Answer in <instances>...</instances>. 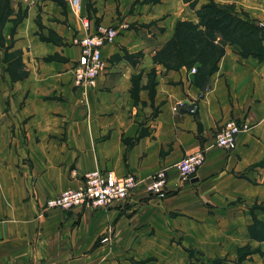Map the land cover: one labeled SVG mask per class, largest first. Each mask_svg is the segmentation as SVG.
<instances>
[{
	"label": "crops",
	"instance_id": "obj_1",
	"mask_svg": "<svg viewBox=\"0 0 264 264\" xmlns=\"http://www.w3.org/2000/svg\"><path fill=\"white\" fill-rule=\"evenodd\" d=\"M210 2L253 26L258 48L245 54L228 42L216 71L199 83L190 69L155 63L177 23L197 25L196 11ZM35 8L11 43L10 51L21 52L23 79L7 75L0 52V264L234 262L251 245V206L264 200V0H196L194 7L95 0L99 22L90 19L88 32L102 26L117 35L102 48L104 70L84 97L72 75L80 49L71 40L86 33L81 19L70 37L62 15L50 20L57 8L43 6L42 25L61 40L54 44L38 35ZM229 120L249 126L232 152L212 146ZM202 147L204 164L181 183L175 164ZM94 169L133 174L139 184L106 208L45 210ZM159 170L168 172L164 199L145 191ZM254 215L264 220V211Z\"/></svg>",
	"mask_w": 264,
	"mask_h": 264
},
{
	"label": "built area",
	"instance_id": "obj_2",
	"mask_svg": "<svg viewBox=\"0 0 264 264\" xmlns=\"http://www.w3.org/2000/svg\"><path fill=\"white\" fill-rule=\"evenodd\" d=\"M81 0H71L70 5L79 12ZM82 27L86 32L81 37L73 40L80 49V57L72 71L75 88L80 90L84 97L87 90L96 86L97 78L104 70V62L101 57L102 48L114 41L117 32L114 28L99 26L94 33H89L91 21L82 18ZM249 129L244 122L229 120L217 128L213 135L212 146L223 151H232L236 147L237 136ZM207 148L187 155L177 162L174 169L181 183L189 182L196 171L205 161ZM168 173L159 170L153 173L145 183V191L150 197L164 199L167 196ZM139 181L133 174L117 177L111 172L94 169L83 175L81 185L76 190H68L60 193L45 202V210L60 209L69 211L77 208L100 209L106 208L113 202L124 201L129 198ZM0 222L2 219L0 218Z\"/></svg>",
	"mask_w": 264,
	"mask_h": 264
},
{
	"label": "rangeland",
	"instance_id": "obj_3",
	"mask_svg": "<svg viewBox=\"0 0 264 264\" xmlns=\"http://www.w3.org/2000/svg\"><path fill=\"white\" fill-rule=\"evenodd\" d=\"M70 1L71 0H0V52L4 50L3 51L4 52L3 61L6 65L5 72L10 78L12 76H14L15 78L17 77L23 78L24 75L26 74V71L24 70L25 66L21 58V52L20 51H10V49H11L12 38L14 36L17 25L20 24L22 20L28 17V13H29L28 7H36L35 8L37 11L36 23H37V27L39 31L38 35H40V38L43 41H50L54 44H59L61 40L58 38V36L55 34L54 31H50V30L46 31L45 26L42 25L41 23L42 17L39 14V12L41 11L43 6L49 5L54 8H57L56 10L57 12L55 15L52 13H49V14H52L50 20L54 23H59L60 16L62 15L64 18L63 19L64 25H68V27L74 31L70 33L71 34L70 37H72L74 33L77 32L74 30L72 24L76 22L80 30V27H81L80 19H82L83 16L86 15L85 16L86 18H88L89 20L90 19L94 20L95 23L99 22V19L96 16L97 11L95 8V0H81L80 1L81 10L79 12H75V10L70 5ZM145 1H149V3H154V4L162 3V0H145ZM184 1L187 2L188 0H184ZM188 3L191 7H194L196 0H189ZM200 9L201 7L196 11L197 22H199V10ZM184 22H187V21H184ZM187 28L186 26L181 27L179 29V34L175 37L174 41H172L174 38L173 37L174 34H173L172 38L169 41L163 43L160 46V48H158L155 51L153 55V60L158 57V60L165 61L166 67H174L177 65H181L182 66L181 68L190 69L195 74L196 80L199 83L205 76L204 74L208 73V71L212 68V66L215 65V62L222 51L223 41L225 38L228 37V33L227 31H219L215 34H211L210 36L202 38V43L206 47L207 58H209V60L208 61L207 59L205 61L199 60L200 62H203V64H201L199 62L198 63L193 62L194 58L189 57L188 55H184L180 59L177 60L173 57V55L169 54L168 47L172 43L176 44L179 39V35L185 32ZM174 33H175V30H174ZM74 38L71 40V44L76 46L75 44H73ZM244 44H247L246 40L244 41ZM190 64L191 65L193 64V65L190 68L187 67V65H190ZM162 66L165 68L164 65ZM172 69H175V68H172ZM237 122H240V121H237ZM212 142H213V137H212ZM202 148H200L199 150H201ZM232 151H229V152H232ZM260 189L264 190V187H261ZM262 195H264V192H262ZM256 210L264 211V200H262L259 204L255 203L254 205L251 206L252 222L247 228V231H248L247 236L250 242L249 244L251 245H246V246H243L242 248H239L235 252L236 254V257L234 259L235 261L230 262V264H246L248 260L250 261V257L252 255L260 256V261L257 259L256 264H264V220H261L254 215V211ZM260 246L263 247V250L260 248ZM222 261L224 264H228V263H225L227 262L226 258H224L223 260L216 259L214 260L213 263L221 264ZM252 261L253 260L251 259L249 263L253 264Z\"/></svg>",
	"mask_w": 264,
	"mask_h": 264
},
{
	"label": "trees",
	"instance_id": "obj_4",
	"mask_svg": "<svg viewBox=\"0 0 264 264\" xmlns=\"http://www.w3.org/2000/svg\"><path fill=\"white\" fill-rule=\"evenodd\" d=\"M187 2H189V0ZM183 26H186V28L188 26V28L185 32L179 35V39L176 44L172 43L168 47L169 54L173 55V57L177 60L184 55H188L189 57L194 58L193 62H199L201 64H203V62H200L199 60H209V58H207L206 47L202 43V38L215 34L219 31H227L228 33V37L223 41L222 51L218 56L215 65L212 66L208 73L204 74L205 76L203 79L209 77L216 71L217 63L224 52V46L228 42L240 45L245 54H251V52L258 48V42L255 38L253 30L254 27L240 21L236 16L221 9L212 2L203 5L199 10V22L197 25H194L191 22H178L172 41L175 40V37L179 34V29ZM245 40L247 41V44H244ZM154 62L159 65H164L167 70H178L182 67L181 65L166 67L165 61L158 60V57L154 59ZM192 65H187V67L190 68ZM23 78H15L14 76L11 77L12 80Z\"/></svg>",
	"mask_w": 264,
	"mask_h": 264
},
{
	"label": "water",
	"instance_id": "obj_5",
	"mask_svg": "<svg viewBox=\"0 0 264 264\" xmlns=\"http://www.w3.org/2000/svg\"><path fill=\"white\" fill-rule=\"evenodd\" d=\"M198 132L200 133L201 132V126L198 125Z\"/></svg>",
	"mask_w": 264,
	"mask_h": 264
}]
</instances>
